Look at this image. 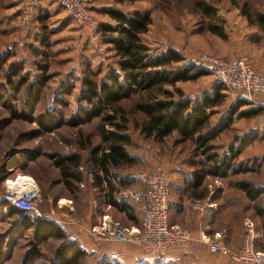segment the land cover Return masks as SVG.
<instances>
[{"label": "rangeland", "instance_id": "374dc122", "mask_svg": "<svg viewBox=\"0 0 264 264\" xmlns=\"http://www.w3.org/2000/svg\"><path fill=\"white\" fill-rule=\"evenodd\" d=\"M21 1L0 0V202L8 190L23 191L10 181L15 182L20 175L31 178L34 186L29 188L25 183L24 190L33 189L30 192L41 213V217L36 218L52 220L64 227L66 236L84 252L76 264H98L105 257L116 264H242L219 253H210L203 243L199 247L203 261L194 260L183 249H171L158 256L143 253L135 231L139 229L141 217L132 213L131 218L127 211L104 204L103 193L98 194L90 186L93 172L88 160L91 150L100 144V118L90 115L85 80L92 72L97 74V82L107 80L112 72L118 74V57L112 45L106 43V35L99 33L96 42L90 41L85 30L51 0H39L46 8L41 10L46 14L43 23L46 30L39 22V27L22 32ZM88 1L99 26L115 24L107 15L108 9L147 14L150 24L140 39L148 49L149 58L166 55L170 50L183 56V61L159 68L160 71L171 73L184 64H191L192 59L207 55L229 60L243 56L253 70L264 73V32L250 24L244 15L248 12L252 19L264 15V0ZM210 16L216 19L214 24L221 27L225 38L207 30ZM31 32L39 36L32 38ZM215 84L211 72L206 69L194 80L179 81L174 87L165 85L163 88L173 94L175 101L180 96L174 88L181 90L182 98L195 102L210 95ZM30 89L35 97L28 99ZM142 94H132L118 104L126 113L132 139L128 153L136 162L113 170L117 174L115 180L122 178L130 183L119 190L115 198L130 205L133 202L122 193L140 189L138 183L134 184L133 175L146 171L151 165L159 166L165 179L171 176L172 168L196 171L188 165L190 161H204L206 168L211 165L194 144L184 141L175 132L161 141L143 134L144 115L135 109ZM251 99L244 101L226 93L223 102L211 109L205 130L215 135L210 142L211 152L225 156L231 149L235 150L234 170L224 178L206 175L198 190L205 192L207 198L203 203L193 204L195 209L203 204L213 206L214 213L204 233L211 240L220 233L230 251L239 247L245 218L251 219L256 226L255 248L264 251V215L255 212V207L264 210V190L258 202H254L237 186L243 181L264 189V100L258 95ZM236 100L245 103L237 109ZM241 112L250 116L239 117ZM230 115L232 120L226 128ZM116 121H120L119 116ZM218 128L221 129L215 132ZM106 129L111 128L106 126ZM71 154H79L81 158L77 172L82 181L73 189H66L56 162ZM235 167L244 169L235 171ZM60 201L65 203L61 205ZM170 209L171 206L169 225L187 229L198 237L188 227L175 222L177 218L172 220ZM15 223L0 210V264H52L55 251L67 239L56 235L34 239L32 229H20ZM113 226L132 231L129 240L111 239L106 230ZM110 243L114 244V251L101 256L104 250L100 246ZM95 248L99 250L97 253ZM28 258H32L31 262Z\"/></svg>", "mask_w": 264, "mask_h": 264}, {"label": "trees", "instance_id": "16d2710c", "mask_svg": "<svg viewBox=\"0 0 264 264\" xmlns=\"http://www.w3.org/2000/svg\"><path fill=\"white\" fill-rule=\"evenodd\" d=\"M106 12L115 24L100 25L98 32L106 35V43L112 45V50L118 57L119 73L112 72L107 80L97 82L95 80L97 74L92 72L90 78L85 80V99L91 103L90 115L100 118V144L91 150L88 160V166L93 172V180L90 186L98 191V194L103 193V200L106 201V204L124 211L131 208L130 204L115 198V194L130 183L125 182L122 178L115 180L117 174L113 170L132 166L136 162V158L128 153L127 147L132 144V139L128 132L126 113L118 104L132 94L143 93L142 96H139L140 100L135 104V109L144 115L141 126L143 134L146 137L161 141L175 132L184 141L194 144L211 163L210 167L206 168L204 161L188 162L190 167L196 169L192 172L193 181L191 182L190 195L198 199L204 198L205 192L200 193L198 189L206 175L224 178L229 175L230 171L234 170L232 160L236 157L235 150L231 149L225 156L211 152L213 147L210 142L215 135L214 132L205 133L209 125L211 109L223 102L224 94L227 93L225 88L216 82L210 95H205L195 102L188 98H182L184 96L181 90L174 88L180 99L173 100V94L163 88L165 85L174 87L179 81L194 80L206 70L195 68L191 64H184L171 73L158 70L183 61V56L170 50L166 55L153 59L149 58L148 49L141 43L140 39V35L147 31L150 24L147 14L139 12L128 14L118 9H108ZM244 15L250 24L257 26L264 32V15H257L253 19L248 12H245ZM45 19L46 14L39 11L35 13L29 32L32 31L33 27H39V22L43 30H46V26L43 24ZM215 20L213 16H210L211 22L208 24L207 30L225 38L221 27L214 24ZM40 43H42V39ZM150 69L157 70L148 72ZM45 78L43 75L42 80L44 81ZM13 87L17 88V85H13ZM32 96L35 97L34 91L30 89L27 98L30 99ZM159 96L164 98L159 99ZM244 101L236 100V108L241 107L245 103ZM118 116L120 117L119 122L116 121ZM245 116L250 115L246 112L239 114V117ZM228 119L226 128L229 127L232 115L228 116ZM106 126L111 129H106ZM220 129L218 128L215 132ZM79 145L81 148L84 147V144ZM80 161L79 154L65 155L57 160L56 167L66 189H73L75 184L81 183L82 176L80 172H77L81 165ZM243 169V167H238L235 171H242ZM237 186L250 201L254 202H258L264 190L243 181L238 182ZM0 210L7 217L13 218L18 228L32 229L34 239L44 238L45 235L46 237L56 235L61 239H67L55 251L52 264H76L79 257L84 253L70 237L66 236V231L62 225L52 220L40 219L36 216L31 217V214L17 210L3 200L0 202ZM255 212L257 215H264V210L258 207H255ZM10 239H12L11 236ZM31 259L28 258V262H31ZM98 264L116 263L114 260L105 257Z\"/></svg>", "mask_w": 264, "mask_h": 264}, {"label": "built area", "instance_id": "2783aa9c", "mask_svg": "<svg viewBox=\"0 0 264 264\" xmlns=\"http://www.w3.org/2000/svg\"><path fill=\"white\" fill-rule=\"evenodd\" d=\"M51 1L64 9L85 30L90 41H97L100 23L90 9L88 0ZM38 6L39 0L21 1L19 19L22 32L27 33ZM190 62L196 68L209 69L212 78L236 99L251 101L253 96L258 95L264 100V73L253 70L246 57L229 60L202 55ZM133 178L140 189L122 194L131 200L139 211L140 225L135 231L138 233L137 239L143 253L158 256L172 247L190 250L200 242L207 246L210 253H219L242 264H264V251L255 248L258 234L251 219L245 218L244 233L239 247L235 251H230L220 233H216L215 238L211 240L206 237L203 230L199 232L198 237H194L187 229L169 225L170 192L159 166L151 165L146 171L135 173ZM30 191L23 189L17 193L8 190L1 196V200L17 210L41 217ZM106 231L111 239L118 242L128 241L130 234L133 233L117 226L108 227Z\"/></svg>", "mask_w": 264, "mask_h": 264}, {"label": "crops", "instance_id": "0c3cea01", "mask_svg": "<svg viewBox=\"0 0 264 264\" xmlns=\"http://www.w3.org/2000/svg\"><path fill=\"white\" fill-rule=\"evenodd\" d=\"M45 9L46 8L41 6V4L39 3L36 13L38 11L41 12V10L45 11ZM33 33L31 32L32 38H33V35L36 38L37 36H39V33L38 34H33ZM172 170L173 172L171 176L166 179L167 184H168V189L170 192V196H171L169 207L171 206L170 213L172 215V220H174V218H177L175 222L188 227L191 231H193L196 234V236L199 235V232L201 230L207 232V229H208L207 225L209 224V221L211 220L210 218L212 217L214 213L213 208H212L213 206H207L208 204L206 205L203 204L201 206L199 205L200 209L193 208V204H199L201 203V201L203 203V200H205L207 197L198 199L190 195L191 182L193 181L192 170L177 169V168H175V170L174 168H172L171 171ZM134 184H137V182H135ZM104 204H106V202H104ZM126 211L128 212V216L131 218H132V213H133V216H136V215L140 216L139 211L134 203H132L131 208ZM77 231L81 232L80 229L79 230L77 229ZM72 233L75 234V231H73ZM93 245L94 247H97L96 244H93ZM201 245L202 243L196 244V246L193 249H190V250L187 249V252H189L188 254H190L189 257H192L196 261L197 260L203 261L204 255L200 251L201 249L199 248L201 247ZM100 249L104 250L101 256H108L110 253H112V251H114L115 247L113 243H110V245L109 244H106L105 246L101 245ZM171 249H181V248L172 247ZM93 250H95L94 251L95 253L99 251L96 248ZM199 253H202V254H199Z\"/></svg>", "mask_w": 264, "mask_h": 264}, {"label": "bare ground", "instance_id": "6f19581e", "mask_svg": "<svg viewBox=\"0 0 264 264\" xmlns=\"http://www.w3.org/2000/svg\"><path fill=\"white\" fill-rule=\"evenodd\" d=\"M11 184L13 185H18L19 187V190H22L24 189L26 186L24 185L25 183L28 185L29 188L33 187L34 186V183L33 181L31 180V178H28V177H23V176H18L14 181H10ZM14 187V186H13ZM18 190V191H19ZM61 205L64 204L65 202L64 201H60Z\"/></svg>", "mask_w": 264, "mask_h": 264}]
</instances>
